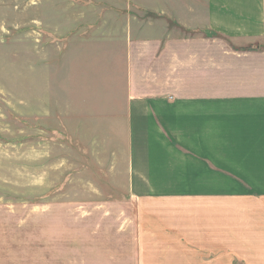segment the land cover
<instances>
[{
  "label": "crops",
  "instance_id": "0c3cea01",
  "mask_svg": "<svg viewBox=\"0 0 264 264\" xmlns=\"http://www.w3.org/2000/svg\"><path fill=\"white\" fill-rule=\"evenodd\" d=\"M119 3L59 40V87L72 76V111L124 121L137 241L264 264V0Z\"/></svg>",
  "mask_w": 264,
  "mask_h": 264
},
{
  "label": "rangeland",
  "instance_id": "374dc122",
  "mask_svg": "<svg viewBox=\"0 0 264 264\" xmlns=\"http://www.w3.org/2000/svg\"><path fill=\"white\" fill-rule=\"evenodd\" d=\"M121 1L0 0V264L181 261L136 239L124 121L72 111V76L59 87V40Z\"/></svg>",
  "mask_w": 264,
  "mask_h": 264
}]
</instances>
